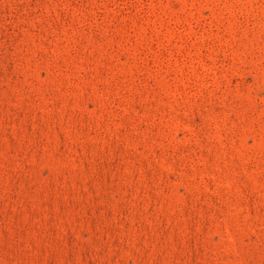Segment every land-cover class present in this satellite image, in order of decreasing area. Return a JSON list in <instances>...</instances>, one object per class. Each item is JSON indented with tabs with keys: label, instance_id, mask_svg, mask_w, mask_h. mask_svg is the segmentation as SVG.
Masks as SVG:
<instances>
[{
	"label": "rangeland",
	"instance_id": "1",
	"mask_svg": "<svg viewBox=\"0 0 264 264\" xmlns=\"http://www.w3.org/2000/svg\"><path fill=\"white\" fill-rule=\"evenodd\" d=\"M0 264H264V0H0Z\"/></svg>",
	"mask_w": 264,
	"mask_h": 264
}]
</instances>
